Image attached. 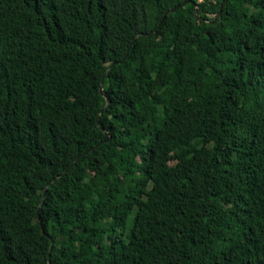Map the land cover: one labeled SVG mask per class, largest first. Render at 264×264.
I'll return each mask as SVG.
<instances>
[{"label": "trees", "instance_id": "1", "mask_svg": "<svg viewBox=\"0 0 264 264\" xmlns=\"http://www.w3.org/2000/svg\"><path fill=\"white\" fill-rule=\"evenodd\" d=\"M223 1L0 0V264H264V0Z\"/></svg>", "mask_w": 264, "mask_h": 264}, {"label": "water", "instance_id": "2", "mask_svg": "<svg viewBox=\"0 0 264 264\" xmlns=\"http://www.w3.org/2000/svg\"><path fill=\"white\" fill-rule=\"evenodd\" d=\"M227 2H228L227 0H224L223 3L220 5V7H219L220 10H219V13H218V16H219V17L222 16L223 8H224V6H225V4H226ZM186 4H190V2H189V1H184V2H182L181 4H179V5L175 6V7H173L172 9H170L167 13H165L164 16H166L168 13H174L177 9H179L180 7H182V6L186 5ZM152 32H153V31H152ZM152 32H150L149 34H151ZM126 57H127V55H126ZM126 57H125V58H126ZM101 94H103L104 96H106V94L104 93V88H103V86L101 87ZM106 98H107V104H106V105H109V104H110V103H109V102H110V99H109V97H107V96H106ZM110 139H111V135H110V133H109V132H106V139H105V142H109ZM46 193H47V191H46ZM45 196H46V194H45ZM40 213H41V211H39V215H40ZM40 220H41V218H40ZM40 225H41V228H42V231H43L44 235L50 237V236L48 235V233L46 232V229H45V227H44V225H43L42 220H41V222H40ZM49 264H51V263H49Z\"/></svg>", "mask_w": 264, "mask_h": 264}]
</instances>
